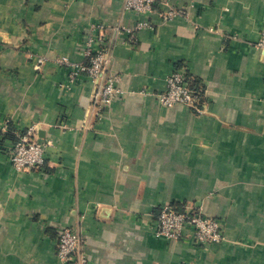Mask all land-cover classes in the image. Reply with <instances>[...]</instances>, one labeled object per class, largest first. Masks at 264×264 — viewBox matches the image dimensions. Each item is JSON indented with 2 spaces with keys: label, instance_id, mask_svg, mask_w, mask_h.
I'll list each match as a JSON object with an SVG mask.
<instances>
[{
  "label": "crops",
  "instance_id": "0c3cea01",
  "mask_svg": "<svg viewBox=\"0 0 264 264\" xmlns=\"http://www.w3.org/2000/svg\"><path fill=\"white\" fill-rule=\"evenodd\" d=\"M123 1L0 0V264H63L65 229L85 264H264V0H160L143 14ZM99 39L119 78L104 108L65 66L88 64ZM174 70L200 113L157 101ZM31 127L44 164L16 171ZM163 206L217 221L223 240L156 236Z\"/></svg>",
  "mask_w": 264,
  "mask_h": 264
},
{
  "label": "built area",
  "instance_id": "2783aa9c",
  "mask_svg": "<svg viewBox=\"0 0 264 264\" xmlns=\"http://www.w3.org/2000/svg\"><path fill=\"white\" fill-rule=\"evenodd\" d=\"M160 0H124L123 11L137 14L151 13L155 5ZM181 14L176 9L167 12V17ZM100 39L97 44L99 45ZM264 49V26L261 30V39L257 44ZM84 57L88 59V64H65L69 68L68 83H78L82 75H86L93 85L91 103L104 108L111 104L113 99L120 92L116 88L119 78L108 73V58L105 49L101 46L92 48V40H88ZM44 58L39 57L38 63H43ZM157 101L166 107L177 104L184 105L200 113L199 102L200 92L190 88L185 74L182 70H174L166 78V88L163 92L155 95ZM47 144L37 141L33 127L18 136L13 145L10 163L16 171H30L42 168L44 164V154ZM189 227L193 231V238L197 245L204 246L218 243L223 240L219 223L213 219L204 217L200 212L189 208H182L180 211L174 210L171 206L160 208L155 221V234L165 238L177 239L182 236L183 230ZM81 250V240L78 233L73 229H65L58 236L56 243L57 258L63 264H85L79 256Z\"/></svg>",
  "mask_w": 264,
  "mask_h": 264
},
{
  "label": "trees",
  "instance_id": "16d2710c",
  "mask_svg": "<svg viewBox=\"0 0 264 264\" xmlns=\"http://www.w3.org/2000/svg\"><path fill=\"white\" fill-rule=\"evenodd\" d=\"M185 78H186L187 83L189 84L190 88H192L193 90L197 91L198 89H196L195 86L192 85V83L189 81V78H188L187 75H185ZM173 208H174V210H176V211H180V210H182V209L179 208V207H173Z\"/></svg>",
  "mask_w": 264,
  "mask_h": 264
}]
</instances>
